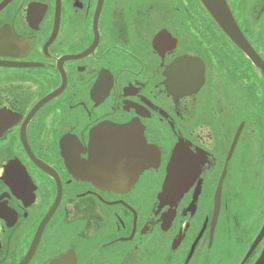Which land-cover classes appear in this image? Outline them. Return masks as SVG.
<instances>
[{"label": "flooded vegetation", "instance_id": "af4514ba", "mask_svg": "<svg viewBox=\"0 0 264 264\" xmlns=\"http://www.w3.org/2000/svg\"><path fill=\"white\" fill-rule=\"evenodd\" d=\"M225 1L264 62V0ZM3 2L0 264H264V77L202 2ZM105 121L158 150L126 190L82 169Z\"/></svg>", "mask_w": 264, "mask_h": 264}, {"label": "water", "instance_id": "95a60500", "mask_svg": "<svg viewBox=\"0 0 264 264\" xmlns=\"http://www.w3.org/2000/svg\"><path fill=\"white\" fill-rule=\"evenodd\" d=\"M200 1L226 35L260 69L264 77V62L238 27L226 1ZM3 5L4 2L0 4V8ZM59 92L60 90L51 92L39 101L34 108H38L46 101L58 95ZM89 147V159L82 164L83 172L88 176L92 174L96 177L100 174L99 177L103 179L100 180L101 183L105 186L109 185L112 188L117 187L126 190L143 170L151 166L155 167L158 162V150L156 146L147 143L145 137L139 132L137 125L131 122L118 124L105 121L98 124L90 130ZM185 173L186 170L182 163V144L179 141L175 144L173 158L166 168V176L161 191L158 194L160 205L171 204L170 211L174 210L172 206L180 199L185 190ZM223 176L216 190L214 219L220 207ZM196 241L192 245L190 253H192Z\"/></svg>", "mask_w": 264, "mask_h": 264}, {"label": "rangeland", "instance_id": "374dc122", "mask_svg": "<svg viewBox=\"0 0 264 264\" xmlns=\"http://www.w3.org/2000/svg\"><path fill=\"white\" fill-rule=\"evenodd\" d=\"M256 164H257V163H255V161H254V163H253V167L256 168ZM210 256H211V257H215V256H217V254H216V253H212ZM222 257H223V256H222Z\"/></svg>", "mask_w": 264, "mask_h": 264}]
</instances>
